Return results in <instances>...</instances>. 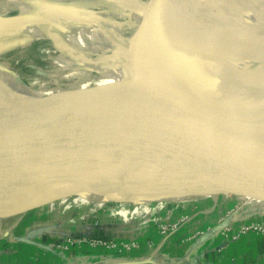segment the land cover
<instances>
[{
	"label": "water",
	"instance_id": "1",
	"mask_svg": "<svg viewBox=\"0 0 264 264\" xmlns=\"http://www.w3.org/2000/svg\"><path fill=\"white\" fill-rule=\"evenodd\" d=\"M206 1L150 0L140 8L143 21L132 32L136 37L130 52L126 51L131 59V67L127 65L131 79L125 88L134 93L136 85L135 97L79 99L77 104H20L0 111V161L13 157L33 162L45 153L72 158L132 155L149 163L166 185L156 193L163 202L264 223V116L260 109L254 113L229 103L200 75L194 51L212 57L195 27L197 12ZM55 12L53 20L22 15L0 19V27L51 24L65 32L56 23L62 13L58 9ZM151 22L149 40L137 46ZM253 35L244 37L239 47L264 52V37ZM8 74L16 75L25 86L40 89L33 81ZM98 75L100 78L95 79H103ZM105 75L104 79L112 78V72ZM1 88L8 92L5 85ZM48 89L57 91L58 87ZM77 164L87 168L85 163ZM79 195L105 198L90 191L57 196ZM10 196L20 197L19 190ZM104 200L106 204L121 203ZM44 206L37 202L4 213L15 217ZM4 213L0 212L1 220L6 217Z\"/></svg>",
	"mask_w": 264,
	"mask_h": 264
},
{
	"label": "bare ground",
	"instance_id": "2",
	"mask_svg": "<svg viewBox=\"0 0 264 264\" xmlns=\"http://www.w3.org/2000/svg\"><path fill=\"white\" fill-rule=\"evenodd\" d=\"M9 1L20 7L22 17L43 18L27 12V8L23 6L27 0ZM122 13L132 19L131 12L122 11ZM155 17L156 13L151 21H154ZM137 21L138 18L134 19L133 26ZM97 22L94 21L91 31L80 26L76 35L63 34L51 24L21 27L24 34L36 41L44 38L53 41V50L59 44L56 36L62 38L68 45L70 58L62 62L61 68L66 69L67 72L58 77H56L58 74L51 72L47 74L49 78L46 76L43 79H35L33 86L40 84V89H35L32 86H25L16 75L5 74L0 69V99H2L0 111L20 104H77L80 102L79 99L95 101L135 97L137 94L135 82H132L135 87L134 93L125 86L130 84L131 79L127 70V65L131 67V59L127 54L136 35L120 38L118 34H121L122 28L112 26L107 29L105 26L107 21L103 18ZM195 27L207 52L212 56L205 58L197 50L194 51L198 71L203 79L229 103L254 113H259L255 111L260 109L262 113L259 114L264 116V52L244 50L239 47V42L252 33L257 37H264V0H208L197 12ZM150 30L151 28L141 33L137 46L142 47L149 40ZM2 31L3 28L0 27V32ZM71 48L76 54H73ZM87 50L101 56L100 61L93 65L97 68L94 73L103 75V79L91 78L89 76L91 72L76 69L83 67L84 64L92 65L83 56ZM107 51L111 56H104ZM107 72H112L111 79H108L109 77L104 79ZM50 78L56 79L54 81L56 86ZM1 85H5L8 92H3ZM51 86L58 87L57 91L48 89ZM110 88L113 90L108 91ZM80 156L72 158L64 154L45 153L40 154L33 162H24L13 157L1 160L0 181L6 180L0 186V193H3L2 199L3 195H6L8 201L0 202V212L29 206L30 201L40 191L55 190L60 186L66 190L89 187L110 194L107 198L112 196L113 199L122 198L130 200L129 202L162 199L156 193L166 185L144 160L134 156H124L116 162L103 161L104 164L99 162L96 166H86L87 168L83 170L77 164L80 163ZM72 159L74 161L67 162ZM143 163L147 165V169L142 172L136 165ZM13 190H19L20 197L10 196ZM103 196L105 197V194ZM43 202L48 203V200ZM105 204L102 202L94 211L103 209ZM6 215L8 214H3ZM12 218L6 216L2 220L7 221Z\"/></svg>",
	"mask_w": 264,
	"mask_h": 264
},
{
	"label": "rangeland",
	"instance_id": "3",
	"mask_svg": "<svg viewBox=\"0 0 264 264\" xmlns=\"http://www.w3.org/2000/svg\"><path fill=\"white\" fill-rule=\"evenodd\" d=\"M149 1L150 0H27L23 6L27 8V12L48 20H53V18H55L56 9L60 10L63 16L60 15L57 18L56 23L64 29L65 32H63V34L76 35L80 26H84V28H87V31H91L94 21L99 22V19L103 18L107 21L105 22L107 29L112 26L122 28V32L121 34H118V37L127 38V36L133 34L136 35L132 32L137 30L143 21V10H140V8H142ZM135 5H137L139 9L136 8ZM19 8L20 7L12 1L0 0V19L6 20L8 18L20 15L21 10ZM122 11L131 12L133 15L132 19L126 17ZM136 18H138L137 24L133 26V21ZM152 26L153 23L151 22L150 28H152ZM150 28H148V30ZM0 37L2 38H0V69L2 71L18 74L28 81H34L37 78L43 79L51 72L58 74L56 77L64 74V72H67L66 69H62L61 67H63L62 64L70 58L69 50H67L68 45L64 43L62 38L59 36H56V41L59 43L56 46V51L52 49L54 45L53 41L45 38L43 40L36 41L31 36L24 34L21 27H3V31L0 32ZM71 51H73V54H76L74 49ZM110 54L111 53L107 51L104 56L109 57L111 56ZM83 56L87 59V61L92 63V65L84 64L83 67H76V69L83 72H91L89 75L91 78H100L98 73H94L97 70L96 66L94 65L97 64V61H100L99 58L101 56L89 50L84 52ZM47 78H49V76H47ZM50 79L53 83L56 80L55 78ZM54 85L56 86L55 83ZM82 156L84 155H81L80 158ZM72 161L74 160H67L68 163ZM65 165L67 164L65 163ZM62 190L66 189L60 186L55 190L40 191L29 203L30 205L48 200V203L43 202L46 203L47 206L33 211L40 214H46L47 212L49 213V218H47L49 222L53 223L54 226L51 228L48 227L50 230L49 233L53 229L54 232H57L56 236H51L53 238V241H51V249L61 254L64 253V251H59L62 250L59 248V246L62 245L60 243H67V241L72 238V236L69 235L71 230H74V233L76 232L75 234L79 233L80 237H85V234L92 235L94 230L107 231L111 229V232L113 233L116 231V233L119 232L125 234L127 236L126 239H124V237L119 238L118 236L114 235L113 239L110 241L113 245L118 247V250L113 251L112 254H117L119 257H122L123 255L125 256L130 254L134 250L140 249L141 245L136 241V239H138L140 236H143L144 233L149 232L150 229H156L158 233H160V223L156 222L160 219L165 220L167 217H171V223H177V231H179L187 224L192 222L196 216L205 215L207 217H219V215L215 213L204 212L203 210H198L196 208H183L182 206L171 204L170 202H160L159 200H145L138 202L133 200L132 202H129L130 200L128 201L122 198L113 199L121 203L108 202L105 204L103 209L98 210L99 212L94 211L90 213L85 208L77 209V207H73V209L64 211V208L59 206V201L54 202L56 207L51 209L49 202L51 200L55 201L56 198H53L55 193ZM1 194L3 193H0V202H7L8 199L5 198L6 195H3L4 197L2 199ZM100 196L104 197L103 195ZM90 201H92L94 204H98L104 202L105 200L92 197L90 198ZM161 203H163V206ZM115 207L116 209H114ZM163 208L165 209L161 211ZM173 211L174 216L173 214L172 216L167 215V213L170 214ZM22 216L23 215H18L7 221L0 220V244L5 240V231H9L11 233L9 229L11 225L9 224L12 222L14 223L15 219L19 220ZM229 219L230 218L226 216H220L219 221L221 220V223H226L225 221L228 222ZM234 220L238 221L236 219ZM229 221H233V219H230ZM47 226L48 225L46 223V228ZM227 227L228 226H226V228ZM64 228L67 231L63 232ZM197 232L202 231L197 230L196 233ZM129 237L130 240H128ZM145 243L146 244L144 246H146V248L150 251L149 253L156 250L155 244L152 242V240H148L147 242L145 241ZM123 246L131 248L130 250L132 251L127 250L123 251L122 253L119 252ZM84 250L87 249L84 248L81 250V252H84ZM74 251L77 252L79 250L72 248L65 255H70Z\"/></svg>",
	"mask_w": 264,
	"mask_h": 264
},
{
	"label": "crops",
	"instance_id": "4",
	"mask_svg": "<svg viewBox=\"0 0 264 264\" xmlns=\"http://www.w3.org/2000/svg\"><path fill=\"white\" fill-rule=\"evenodd\" d=\"M119 158L121 157L85 155L80 158L79 162L85 163L87 166H96L99 162L104 164L103 161L109 160L113 163ZM136 166L140 167L142 172L147 169L145 163ZM81 191H90L98 195L105 194V198L110 195L89 187L62 190L55 193L53 197L56 198L55 201L49 202L51 209L56 207L54 202L58 201L64 211L77 207V209L85 208L92 212L101 205V203L94 204L90 199L80 197V195L63 199L57 196L61 193H80ZM214 194L208 193L209 196ZM110 199L113 200V197L110 196ZM255 200L257 201L259 198L257 197ZM159 201L163 202V199H159ZM261 204L264 206V203ZM161 205L163 206V203ZM171 214L174 216V211ZM47 217L49 218L48 212L40 214L31 211L24 214L19 220L15 219L14 223H10L11 233L5 231V240L0 244V264H105L107 261L112 264H264V235L249 233L237 240H230L222 233L225 223L219 221L220 216H196L185 227L166 237L158 233L156 229H150L149 232L136 239L141 248L122 257L97 249L94 251L84 250V252L74 251L70 255L52 250L51 241L53 238L51 236L56 235L52 234V231L49 233V228L53 227V223L49 222ZM230 222L232 225H236L252 221L238 220L236 222L233 219ZM234 227L236 228L237 225ZM63 230V232L67 231L65 228ZM197 230L202 231L203 235L194 239L190 238ZM70 232H74V230ZM93 235L109 241L113 239L114 235L119 238H127L125 234L111 232V229L107 231L94 230ZM148 240H152L155 244L154 252L149 253L150 251L144 246L145 241Z\"/></svg>",
	"mask_w": 264,
	"mask_h": 264
},
{
	"label": "built area",
	"instance_id": "5",
	"mask_svg": "<svg viewBox=\"0 0 264 264\" xmlns=\"http://www.w3.org/2000/svg\"><path fill=\"white\" fill-rule=\"evenodd\" d=\"M179 208V207H177ZM165 208H163L161 211H163ZM168 216H172V214L167 213ZM230 220V219H229ZM225 221V225L224 228H226V226H228L226 229L223 228L222 233H224V235H226V237L230 240H237L240 237H242L243 235H247L249 233H256L259 235H264V223H260V222H246V223H237V227L235 228L234 226L236 225H232V222L229 223ZM158 223H160V234L164 237L176 232L178 230V224L177 223H171V217H167L165 220L164 219H160L158 221H156ZM168 222V223H166ZM237 222V221H236ZM72 234H75L74 232H70ZM87 238L85 237H80V236H75L74 238H70L67 243H60L62 244L61 246H59V248H61L62 250L59 251H64V254H67V252L74 248L77 249L79 251H81L82 249L86 248V251H94L95 249L97 250H104L106 252H113V251H117L118 247H116V245H113L112 242H110L109 240L105 239V238H101V237H96L93 234H85ZM203 235V232H197L195 233L191 238H197V237H201ZM128 248V249H127ZM124 249V250H122ZM131 248L127 247V246H123L121 247L119 252H123V251H127L130 250ZM132 251V250H130ZM105 264H112L109 263L108 261Z\"/></svg>",
	"mask_w": 264,
	"mask_h": 264
}]
</instances>
